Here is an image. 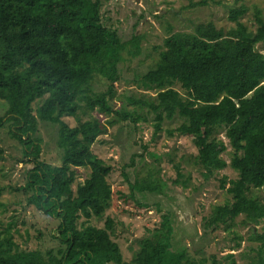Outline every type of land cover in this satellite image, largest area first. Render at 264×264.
<instances>
[{"label": "trees", "instance_id": "16d2710c", "mask_svg": "<svg viewBox=\"0 0 264 264\" xmlns=\"http://www.w3.org/2000/svg\"><path fill=\"white\" fill-rule=\"evenodd\" d=\"M245 12L230 9L233 26L226 31L207 22L166 36L157 59L138 79L139 88L154 95L129 101L153 112L158 123L175 114L183 118L178 131L193 138L204 176L225 166L220 157L225 145L215 136L224 129L232 150L229 165L236 171L227 187L231 201L214 206L202 226L209 233L227 231L239 217L249 230L242 264H264V53L256 50L264 43V13H254L250 30L240 20ZM137 49V37L122 42L102 24L99 0H0V101L6 104L0 127L8 125L32 163L15 190L26 194L27 205L57 220L50 235L57 246L43 252L19 249L9 228L0 233V264H129L110 238V217L94 231L78 225L77 216L101 218L109 207L111 166L90 148L116 119L131 118L114 110L108 97L122 55ZM97 77L106 82L105 90L94 89ZM42 123L56 128L54 167L40 157ZM78 167L88 174L72 190ZM157 188L128 183L133 200L134 192ZM171 222L168 213L160 214L158 225L138 242L131 264L157 263L171 248ZM223 259L212 263L237 264L232 253Z\"/></svg>", "mask_w": 264, "mask_h": 264}, {"label": "rangeland", "instance_id": "374dc122", "mask_svg": "<svg viewBox=\"0 0 264 264\" xmlns=\"http://www.w3.org/2000/svg\"><path fill=\"white\" fill-rule=\"evenodd\" d=\"M99 2L105 27L114 29L122 42L132 37L138 39L137 53L122 55L117 66L118 80L112 84L108 97L114 110L123 109L132 120L116 119L91 145V151L111 166L107 177L111 201L101 218L90 213L79 214L78 225L96 231L103 228L105 217H110L113 220L110 238L117 244L123 260L131 264L140 239L158 225L161 213H168L172 221L171 248L156 264H213L214 259L223 263V256L227 253L234 255L237 264H242L241 255L248 253L249 243L245 238L249 230L238 223L239 217L227 231L222 227L209 233L202 226L214 206L231 201L227 187L236 178V171L229 165L232 150L224 137V129H218L215 136L225 145L220 155L225 166L204 176L193 138L178 131L183 118L175 114L158 123L153 112L129 99L142 101L147 94L154 95L153 91L141 90L138 79L157 59L166 36L173 32H191L196 24L207 22L226 31L233 26L228 19L229 10L240 7L246 8L240 20L248 29L254 30L253 16L256 11L264 13V0ZM256 50L264 53V43L257 45ZM93 86L96 91H103L106 82L97 77ZM174 88L180 91L178 85ZM5 108L6 104L0 101V116ZM65 120L73 125L71 118ZM38 128L42 139L40 157L46 162L45 166L54 167L59 158L54 143L56 128L43 123ZM29 161L10 135L8 125L0 127V233L9 228L8 232L19 249L43 252L57 246L50 236L57 220L47 218L27 205L26 194L15 190L25 183L26 172L32 166ZM75 173L72 190L87 176L88 169L78 167ZM134 181L157 186L158 192H134L133 200L129 197L128 183ZM236 235L244 240L238 241Z\"/></svg>", "mask_w": 264, "mask_h": 264}]
</instances>
